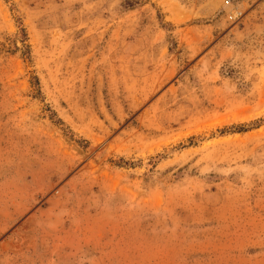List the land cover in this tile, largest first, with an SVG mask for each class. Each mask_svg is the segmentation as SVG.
I'll return each instance as SVG.
<instances>
[{
	"label": "rangeland",
	"instance_id": "374dc122",
	"mask_svg": "<svg viewBox=\"0 0 264 264\" xmlns=\"http://www.w3.org/2000/svg\"><path fill=\"white\" fill-rule=\"evenodd\" d=\"M0 264H264V0H0Z\"/></svg>",
	"mask_w": 264,
	"mask_h": 264
},
{
	"label": "built area",
	"instance_id": "2783aa9c",
	"mask_svg": "<svg viewBox=\"0 0 264 264\" xmlns=\"http://www.w3.org/2000/svg\"><path fill=\"white\" fill-rule=\"evenodd\" d=\"M227 3H229V1H227ZM230 18H233V16H230Z\"/></svg>",
	"mask_w": 264,
	"mask_h": 264
}]
</instances>
